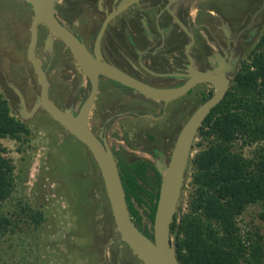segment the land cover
Here are the masks:
<instances>
[{
  "label": "flooded vegetation",
  "instance_id": "af4514ba",
  "mask_svg": "<svg viewBox=\"0 0 264 264\" xmlns=\"http://www.w3.org/2000/svg\"><path fill=\"white\" fill-rule=\"evenodd\" d=\"M24 1L30 6L31 23L34 8ZM54 12L94 58L158 89L181 86L194 72L221 75L229 89L260 49L264 35V0H55ZM37 34L34 54L47 78L49 99L76 115L92 90L87 75H96L89 128L111 149L119 173L123 166L135 169L144 178L143 186L159 196L182 128L213 95L215 85L198 81L177 97L154 98L99 70L83 71L67 44L44 23L38 24ZM29 42L30 35L25 42L30 66L9 60L0 50V92L10 113L27 127L32 117L44 114L65 128L40 104L41 85L28 56ZM139 212L141 226H147L152 238L154 216L151 220L143 207Z\"/></svg>",
  "mask_w": 264,
  "mask_h": 264
},
{
  "label": "rangeland",
  "instance_id": "374dc122",
  "mask_svg": "<svg viewBox=\"0 0 264 264\" xmlns=\"http://www.w3.org/2000/svg\"><path fill=\"white\" fill-rule=\"evenodd\" d=\"M30 12L24 0H0V50L11 56L9 60H24L28 66L25 42L30 35ZM28 127L21 140L1 139L5 155L15 165V188L0 209L10 214L28 204L41 210L44 220L35 225L21 216L15 231L7 232L0 242V264H142L120 239L100 172L87 147L44 114L32 117ZM200 139L199 135L185 161L177 221L188 210L194 188L193 159L204 147L197 144ZM256 146H244L243 153L251 155ZM238 222L243 234L258 231L264 241V203L248 206Z\"/></svg>",
  "mask_w": 264,
  "mask_h": 264
},
{
  "label": "trees",
  "instance_id": "16d2710c",
  "mask_svg": "<svg viewBox=\"0 0 264 264\" xmlns=\"http://www.w3.org/2000/svg\"><path fill=\"white\" fill-rule=\"evenodd\" d=\"M259 46L200 127L197 144L204 147L193 159L194 188L188 210L179 221L176 214L171 223L180 264H264L263 235L243 234L238 222L248 206L264 203V35ZM28 133L0 92V206L15 188V165L5 155L1 139L21 140ZM253 144L257 146L251 155H245L243 147ZM120 173L129 213L139 229L151 236L147 226H141L139 208L152 220L158 192L147 190L135 169L123 166ZM23 215V221L35 225L44 220L42 211L28 204L10 214L0 209V242L7 232L15 231Z\"/></svg>",
  "mask_w": 264,
  "mask_h": 264
},
{
  "label": "water",
  "instance_id": "95a60500",
  "mask_svg": "<svg viewBox=\"0 0 264 264\" xmlns=\"http://www.w3.org/2000/svg\"><path fill=\"white\" fill-rule=\"evenodd\" d=\"M26 1L34 8V17L30 27L28 56L40 81V104L90 151L99 169L112 218L122 242L139 258L142 264H180L175 250V239L171 234V223L173 222L181 193L187 153L202 121L227 92L229 86L228 80L224 79L221 75L219 77L211 75L209 72H194L191 75V79L181 86L168 89L151 87L129 75H125L112 65L100 61L99 57L94 58L84 44L58 21L54 12L55 0ZM39 23H44L53 34L67 44L83 71L91 72L99 70L108 77L124 85L131 86L151 97L161 99L177 97L198 81H210L215 85L216 90L213 95L194 111L178 136L170 165L165 171L160 185L152 224V238L145 235L131 218L125 199L121 175L111 149L88 126L89 113L97 88L96 75H87L91 78L92 90L76 115L70 111L60 109L49 99L48 81L34 54V47L38 36L37 26Z\"/></svg>",
  "mask_w": 264,
  "mask_h": 264
},
{
  "label": "clouds",
  "instance_id": "9594fccd",
  "mask_svg": "<svg viewBox=\"0 0 264 264\" xmlns=\"http://www.w3.org/2000/svg\"><path fill=\"white\" fill-rule=\"evenodd\" d=\"M136 256V255H135ZM137 257V256H136ZM138 258V257H137ZM139 259V258H138Z\"/></svg>",
  "mask_w": 264,
  "mask_h": 264
}]
</instances>
